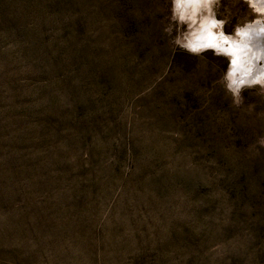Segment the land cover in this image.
<instances>
[{"label": "rangeland", "instance_id": "obj_1", "mask_svg": "<svg viewBox=\"0 0 264 264\" xmlns=\"http://www.w3.org/2000/svg\"><path fill=\"white\" fill-rule=\"evenodd\" d=\"M164 11L0 0V264H264V100Z\"/></svg>", "mask_w": 264, "mask_h": 264}, {"label": "clouds", "instance_id": "obj_2", "mask_svg": "<svg viewBox=\"0 0 264 264\" xmlns=\"http://www.w3.org/2000/svg\"><path fill=\"white\" fill-rule=\"evenodd\" d=\"M161 31L175 51L210 54L231 107L253 112L249 93L264 100V0H164ZM259 118L262 114L256 112ZM256 144L264 148V134Z\"/></svg>", "mask_w": 264, "mask_h": 264}]
</instances>
